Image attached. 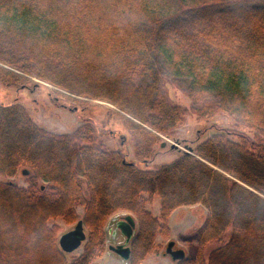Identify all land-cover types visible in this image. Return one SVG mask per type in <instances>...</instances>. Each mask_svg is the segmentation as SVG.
Listing matches in <instances>:
<instances>
[{"label": "trees", "instance_id": "trees-1", "mask_svg": "<svg viewBox=\"0 0 264 264\" xmlns=\"http://www.w3.org/2000/svg\"><path fill=\"white\" fill-rule=\"evenodd\" d=\"M33 74L58 94L120 108L144 164L186 113L169 100V79L200 115H237L264 136V0H0V80L25 88ZM22 167L28 187L0 182V264H91L121 210L138 221L129 264H142L169 235L172 212L195 204L208 217L195 254L176 264H264V139L218 130L141 169L100 143L92 121L59 134L22 104L0 105V174ZM156 196L160 218L147 208ZM55 218L83 222L82 253L62 250Z\"/></svg>", "mask_w": 264, "mask_h": 264}, {"label": "rangeland", "instance_id": "rangeland-1", "mask_svg": "<svg viewBox=\"0 0 264 264\" xmlns=\"http://www.w3.org/2000/svg\"><path fill=\"white\" fill-rule=\"evenodd\" d=\"M29 79L30 82L25 88L5 85L0 80V105L22 104L38 125L59 134L72 133L87 122L92 121L97 126L100 143L111 151H122L126 154L128 161L136 163L141 169H156L162 164L178 159L182 153H192L198 142L203 141L218 130L245 134L252 139L255 137L264 139V136H261L256 129L249 127L237 115L226 112H218L214 116L200 115L194 109L193 100L186 92L184 85L169 79L166 83L167 96L173 104L183 107L186 113L182 122L173 128L170 134L163 136L162 141L155 146L156 154L150 164H144L137 160L134 142L130 140L127 131L120 122L122 116H125L120 108L98 99L89 97L69 98L64 92L63 95L58 94L57 88L39 79L35 74L29 76ZM25 170L30 171L29 168L22 167L14 177H5L0 174V182H14L19 186L28 187L30 177L29 174H24ZM43 185L46 186L47 184L41 181L38 183L39 188ZM147 208L155 217L160 218L159 197L156 196L149 200ZM78 212L82 215L84 208H78ZM128 215L136 219L137 234L138 221L133 213L125 210L114 213L105 224L106 250L91 264H129L110 252L108 248L123 242L124 238L121 236H117L116 240L113 239L112 232L116 230L115 220ZM207 217L208 210L201 204L182 206L174 210L168 220L169 235L156 237L155 242L159 246L158 252L147 256L142 264H176L166 252L171 242L175 244L174 250H184L186 257H192L198 246L196 231L206 221ZM76 225L77 223H67L59 218L49 221V226L57 231L59 240L62 235L74 230ZM85 233L87 236L88 229L86 228ZM85 242L86 240L80 249L71 253V256L82 253ZM215 247H217L215 243L209 245L206 248V255Z\"/></svg>", "mask_w": 264, "mask_h": 264}, {"label": "water", "instance_id": "water-1", "mask_svg": "<svg viewBox=\"0 0 264 264\" xmlns=\"http://www.w3.org/2000/svg\"><path fill=\"white\" fill-rule=\"evenodd\" d=\"M165 146V144H163ZM192 151V149H190ZM24 174H29L28 171H24ZM137 223L136 219L131 216H125L116 222V230L119 231L125 238L126 242L124 244H119L116 246H109V249L115 253L117 256L122 258L125 262H129L131 258V246L135 233H136ZM87 236L85 233V228L83 222L79 221L74 228V230L62 235L60 237L59 243L60 247L66 253H73L80 249L82 243L86 240ZM174 243L171 242L167 248V254L172 258L174 262L181 261L186 258L184 250H174Z\"/></svg>", "mask_w": 264, "mask_h": 264}, {"label": "flooded vegetation", "instance_id": "flooded-vegetation-1", "mask_svg": "<svg viewBox=\"0 0 264 264\" xmlns=\"http://www.w3.org/2000/svg\"><path fill=\"white\" fill-rule=\"evenodd\" d=\"M117 236H121V237L124 238L123 242H120V243H118L117 245H119V244H124V243L126 242V238H125L122 234H120L119 231H117L116 233H115V231L112 232V238H113V239L116 240ZM132 241H133V240H132ZM131 245H132V242L130 243V246H131ZM115 246H116V245H115Z\"/></svg>", "mask_w": 264, "mask_h": 264}, {"label": "crops", "instance_id": "crops-1", "mask_svg": "<svg viewBox=\"0 0 264 264\" xmlns=\"http://www.w3.org/2000/svg\"><path fill=\"white\" fill-rule=\"evenodd\" d=\"M110 251V250H109ZM111 252V251H110ZM113 253V252H112Z\"/></svg>", "mask_w": 264, "mask_h": 264}]
</instances>
